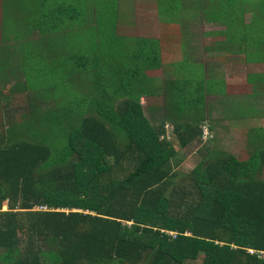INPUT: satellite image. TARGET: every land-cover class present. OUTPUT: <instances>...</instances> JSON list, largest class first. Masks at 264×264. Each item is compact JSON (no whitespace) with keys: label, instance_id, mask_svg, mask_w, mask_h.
<instances>
[{"label":"trees","instance_id":"obj_1","mask_svg":"<svg viewBox=\"0 0 264 264\" xmlns=\"http://www.w3.org/2000/svg\"><path fill=\"white\" fill-rule=\"evenodd\" d=\"M233 9L222 14L228 38L247 60L264 62V0H234ZM141 46L115 50L124 62L116 73L109 64L101 70L98 49L91 61L71 57L61 69L74 77L50 87L71 97L77 79V101L29 93L36 87L28 71L25 81L13 74L18 93L2 95L0 82L9 118L0 130V264H264V150L250 147L242 159L222 151L211 133L213 147L201 150L195 169L177 173L186 156L175 145L202 142L211 114L206 93L200 80L188 79L195 86L172 81L159 93L147 72L162 66L160 49ZM43 60L32 71L40 80L52 73ZM93 64L88 89L91 79L80 72ZM25 86L32 90L21 92ZM51 99L55 109H43ZM188 102L197 103L195 112ZM178 178L189 188H174Z\"/></svg>","mask_w":264,"mask_h":264},{"label":"crops","instance_id":"obj_2","mask_svg":"<svg viewBox=\"0 0 264 264\" xmlns=\"http://www.w3.org/2000/svg\"><path fill=\"white\" fill-rule=\"evenodd\" d=\"M233 1L0 0V66L5 69V72H0V76H2L0 82L4 85L1 88L3 90L2 95H11L9 90L13 87L7 86L9 84L7 81L10 80V77L13 78V74H18V77L23 81L28 79L26 76L27 66L25 65L31 59L35 62L44 59L41 62L52 65L51 69L53 70L52 67H54L56 58H60V62L62 60L69 61L71 57L78 55L85 56L91 61L93 51L100 49V52L97 53L100 60L98 59L97 63L102 64L101 70L109 64L107 68L113 67L115 72L117 69L115 64H120V62H115L112 56L122 61L121 57L115 54V50L120 52V47H124L126 50L141 45V47L145 46L148 49L158 47L160 49L159 61L162 66L148 71V76L153 80L156 79L158 85V80L164 76L162 70L164 72L168 70L170 77L168 75L164 79L166 80L164 86L167 83H172V81L186 79L191 81L203 79L209 83L212 81L213 84L217 80L222 81L221 87L218 89L210 87L204 97L208 111L213 113L210 116L209 113H206L207 125L212 129L209 133H212L213 141L221 147L222 151L228 152L226 144L230 141H238L246 145L248 152L250 147L254 146L252 144H259L260 141H264V96H259V93H247L246 90L249 89V82L264 85V72L248 74L247 81L244 75L247 74L249 67L257 70V66L262 64L264 67V64L261 61L253 60L251 62L247 60L246 54L237 48L242 45L238 42L235 43L232 37L228 38L227 36L228 28L223 23L222 14L225 13V16L228 13L233 14ZM75 4L80 10L75 8ZM206 5H209L208 10L204 8ZM65 9L67 14L66 19H63ZM76 11L79 13L75 14ZM73 13L76 15L75 18ZM218 17L220 20H216ZM250 17L251 12L247 11L244 19L246 25L250 23ZM209 20L210 24H204ZM85 33L91 40V44L95 46L93 51H85V44L89 41L84 36ZM100 34L99 38L98 35ZM82 35L80 42H77ZM95 35L98 36L99 40L93 43L92 38ZM109 42L111 43L109 51L103 50L102 47ZM223 43L227 48L224 54L225 59H218L223 61L225 72L229 73L222 75L221 79L212 78L211 74L209 76L207 73L206 63L197 62L191 53V49L193 48L194 51L198 45L203 44L204 46L211 44L212 48H216L214 45L217 44L216 46L220 47ZM168 49H172L176 61L166 62L165 55ZM62 52L66 53L64 57L60 56ZM227 55L240 57L242 61L229 60ZM106 58L110 59L106 60ZM142 58L144 59V57ZM206 60L214 61L207 58ZM139 63L143 64V62ZM229 63L237 64L242 69L237 68L236 73L231 75L233 66ZM179 64L183 65L185 71L182 68L178 71ZM244 67L245 72L243 71ZM34 70H38V68ZM83 72H87V69H83L80 73L83 75ZM238 77H240L239 80L243 83L242 85H238L237 82L232 83V85L229 84V80ZM225 78L229 80H225ZM5 80L6 83L3 82ZM16 80L19 81V79ZM146 89L152 90L150 85ZM158 92L165 95V88ZM16 95L19 96L17 93ZM209 98L219 99L213 100L212 104L208 105ZM143 99L150 98L144 97ZM3 104L0 101V130L8 125L7 121L9 120ZM13 105L24 107V104L18 100L14 101ZM214 113H222L224 118L217 119L215 118L217 115ZM237 123L243 124L244 128L250 130L238 133V136L244 137L243 139H237L238 136L233 127ZM246 123L247 125H245ZM223 135H229V138L226 139ZM214 142L211 143L214 144ZM246 157L247 154L242 159Z\"/></svg>","mask_w":264,"mask_h":264},{"label":"rangeland","instance_id":"obj_3","mask_svg":"<svg viewBox=\"0 0 264 264\" xmlns=\"http://www.w3.org/2000/svg\"><path fill=\"white\" fill-rule=\"evenodd\" d=\"M187 2V1H186ZM214 3V2H213ZM213 3H212V6H213ZM205 9H209V5H206L205 7H204ZM187 10V9H186ZM205 13V11L203 12V14ZM208 18V17H207ZM198 21H201V20H198ZM202 22V21H201ZM210 21H208L207 23H204V24H210L209 23ZM217 22H220V21H217ZM217 22H213V23H217ZM213 23H211V24H213ZM155 24V23H154ZM210 27H212V26H210ZM84 36L87 38V39H89V37L87 36V33H85L84 34ZM83 37V35L80 37V39H78L77 40V42H80V40H81V38ZM223 40V39H222ZM225 41V40H224ZM223 41V42H224ZM92 42H91V40L89 39V41L88 42H86V44H85V46H86V49H87V51H93L94 50V48H95V46H93L92 44H91ZM217 45V44H216ZM216 45H214L216 48H212V46H211V44L210 45H205L204 46V44L203 45H198L197 47H196V49H194V51H193V48L191 49V53L194 55V57L196 58V61L198 62H201L202 64H204V63H206V65H207V73H208V75L210 76V74H211V77L212 78H220L222 75H227V73H229V72H225V68H224V66H223V64H222V62L223 61H221V60H219V59H225V52L227 51V48H226V46L224 45V43L222 44V45H220V47H218V46H216ZM110 46H111V43L109 42V43H106L102 48H103V50L104 49H106V51H109V48H110ZM65 47L63 46V49H64ZM26 49H28V48H26ZM213 50H215V51H213ZM187 51V50H186ZM100 52V49H98V53ZM190 54V53H189ZM212 54H214L213 56H212ZM228 54H230V53H228ZM106 56V55H105ZM110 56V55H109ZM219 56H221V57H219ZM113 58H114V60H115V62H120L121 64L122 63H124V62H122V61H120V60H118V59H116V57H114V56H112ZM206 58L207 59H210V60H214V61H209V60H206ZM219 58V59H218ZM227 58L229 59V60H237V61H242V58H240V57H236V56H230V55H227ZM258 57H256V55H254V57H253V59L255 60V59H257ZM165 59H166V62L167 63H171V62H173V61H176V57H174V54H173V51H172V49H168V51L166 52V55H165ZM216 60H217V62H216ZM260 60V59H259ZM35 63H36V65H35ZM72 64V60L70 59L68 62H66V64H64V63H60V58H56L55 59V64L53 65V66H55V70H51L52 71V73H49L48 72V74H47V76L45 77V76H41V80H40V78H39V76H38V74L37 73H33V75H32V71H34V69L35 68H33V66L34 67H36L37 68V66H40L41 64L40 63H37V62H35V60L30 64L29 63V65H27V71H28V77H29V81L30 80H32L33 82H31V85L32 86H34V87H36V89H33V91H28L29 93H35L36 91L35 90H42V91H44V90H47V91H52V93L50 94L51 95V97H53V96H55L56 98H61V99H65V100H69V99H72L73 101H77V100H79L80 98H81V95H80V90H78V80L77 79H71V81H70V85H71V88H72V94H71V97L70 96H68V95H63L65 92H63L62 94H60L59 92H55V91H53V89L50 87V86H55L56 85V83H58L59 85H61V86H63L64 87V85H65V81L66 80H63V78L64 77H74V75H75V71H70V73H72L71 75L70 74H63L64 73V71L65 70H62L61 69V67L62 68H70V65ZM77 64V63H76ZM263 64H264V62H263ZM78 65L79 64H77V65H75V68L76 67H78ZM180 65V64H179ZM229 65H232L233 66V69H232V72H230L231 73V75H233V74H235L236 73V69L237 68H241V67H239L237 64H235V65H233V63H229ZM50 66H52V65H50ZM42 67H44V68H46V67H49V66H46V65H42ZM73 68V67H72ZM88 68V67H87ZM180 68H182V70L183 71H185V69H184V67H183V65H180L179 66V68H178V71H179V69ZM242 69V68H241ZM244 69H245V67L243 68V71H244ZM256 69L257 70H253V68H248V72H247V74H245L244 75V77H245V79H246V81H247V76H248V74L250 75V73H260V72H264V67H263V65L262 64H260L259 66H257L256 67ZM95 71H96V69H95V65L93 64V65H90L89 66V68L87 69V72H83V75H82V78H89V79H91V84L89 83V86H87V88L88 89H93L94 88V84L92 83L93 82V78H94V73H95ZM102 71H104V69H102ZM183 71H182V73H183ZM108 72L109 71H107L103 76H107V74H108ZM225 72V73H224ZM245 72V71H244ZM45 73V72H44ZM190 73V72H189ZM162 74H164V76H162V78L161 79H159L158 80V85H160V86H164V82L166 81V80H164L168 75H169V77H170V74H169V72H168V70H166V72H164L163 70H162ZM44 75V74H43ZM66 75V76H65ZM1 77L2 76H0V79H1ZM239 78L240 77H238L237 79H234V80H229L228 78H225V80H229L228 82H229V84H231L232 85V83H236L237 82V84L238 85H242L243 83L239 80ZM9 79H11L8 83V85L7 86H10V87H16V85H17V83H18V81L16 82V79H13L12 77H10ZM13 79V80H12ZM209 79H210V77H209ZM221 79V78H220ZM200 82H201V84H200ZM200 82L197 84V85H202V87L204 88V91H205V93H208V90H209V88L210 87H216L217 89L219 88V87H221L223 84H222V81H219V80H217V81H215V83L213 84L212 83V81H210V83L208 82V81H205V80H203V79H200ZM226 82V81H225ZM178 83L180 84V86H186V85H188V84H192V85H194L195 86V84L194 83H191L190 81H188V80H179L178 81ZM39 84H42V85H44V86H41V85H39ZM28 86H29V84H28ZM66 86V85H65ZM45 87V88H44ZM235 87H236V85H235ZM248 87H249V89L248 90H246L247 91V93H250V92H253V93H259V96H264V85H262L261 83H256V84H254V83H250L249 82V84H248ZM21 89H23V91H21V92H26V90H32V88H30V87H27V86H25V87H22ZM161 89H163V88H161ZM217 89H215V90H217ZM214 90V91H215ZM13 91H16V90H10V93L12 94L13 93ZM87 91H89V90H87ZM17 93H18V91H16ZM220 92V91H219ZM23 93H21V94H23ZM30 95H33V94H30ZM166 95V94H165ZM206 95V94H205ZM162 98H164V97H162ZM215 99H219V98H215ZM215 99H211V98H209V102H208V105H211L212 104V102H213V100H215ZM163 99H161V101H162ZM55 101L54 100H49V101H46V102H43L42 104H41V106L43 107V109H55V103H54ZM142 103L144 104V105H147L148 103H150V101L148 100V99H143L142 100ZM197 103H192V104H190V102H188L186 105H185V107L186 108H188V109H190L191 107H193L194 108V112L196 111V109L195 108H197ZM42 109V110H43ZM147 112H148V110H147ZM212 115H213V113H211ZM221 114V115H220ZM186 115H187V111H186ZM194 115L197 117L198 116V113H194ZM214 115H217V117H215V118H217V119H222V118H224V116H223V114L222 113H214ZM251 123V122H250ZM253 123H255V122H253ZM245 125H247V123L245 124ZM263 125V124H262ZM264 126V125H263ZM208 127V125L207 126H205V128H207ZM233 127H234V131L236 130V134H237V136H238V133H240V132H243L244 130L247 132V130L248 131H250L248 128H244L245 126H243V124H241V123H237V125H233ZM232 127V128H233ZM204 128V127H203ZM264 135V134H263ZM226 139H228L229 138V135L228 136H225V135H223ZM212 137H211V135L210 134H208L205 138H203L202 139V142H195L192 146H190L188 149H186V150H182L181 148H180V146H178V145H175V150L177 151V152H181V156H183V157H185L184 158V162L182 163V165H181V168L179 167V169H178V171H177V173H179V174H184L185 173V176L187 175H189L194 169H195V167L197 166V164L199 163V157H203V155H201L200 153H201V150L205 153V150H206V147L208 146V144H210V146H212L213 144L210 142V140L209 139H211ZM243 139L244 137L242 136V135H239L238 137H237V139ZM199 144V145H198ZM204 144V145H203ZM198 145V146H197ZM252 145H254L253 147H251V148H254V149H256V148H261V149H264V141H260L259 142V144H252ZM244 146V147H243ZM213 147V146H212ZM226 150L228 151V152H230V153H232V154H235L236 156H239L240 158H242V157H244V156H246V154H247V147H246V145H244V144H242L241 142H232V141H230V143H228V144H226ZM232 151V152H231ZM185 155H183V154ZM201 155V156H200ZM244 159V158H243ZM184 172V173H183ZM184 176V177H185ZM260 178H262L263 180H264V170H262V173H260ZM173 187L174 188H176V189H182V188H189V185H188V182L186 181V179L184 178L182 181H181V178H178V179H175V181L173 182ZM5 210H7V208H5Z\"/></svg>","mask_w":264,"mask_h":264},{"label":"built area","instance_id":"obj_4","mask_svg":"<svg viewBox=\"0 0 264 264\" xmlns=\"http://www.w3.org/2000/svg\"><path fill=\"white\" fill-rule=\"evenodd\" d=\"M207 126V125H206ZM204 133H203V138H205L208 134H210L209 133V129H208V127L207 128H205V126H204Z\"/></svg>","mask_w":264,"mask_h":264}]
</instances>
